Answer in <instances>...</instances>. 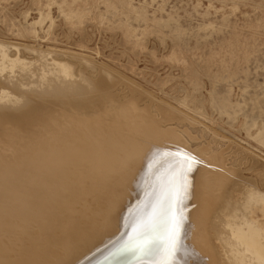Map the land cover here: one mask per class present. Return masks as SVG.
<instances>
[{
    "label": "bare ground",
    "instance_id": "6f19581e",
    "mask_svg": "<svg viewBox=\"0 0 264 264\" xmlns=\"http://www.w3.org/2000/svg\"><path fill=\"white\" fill-rule=\"evenodd\" d=\"M10 51H2L0 66L20 67L30 78L0 72V264H158L170 237L176 244L172 264H264V208L258 214L252 206L264 204V193L256 185L249 194L240 192L254 186L253 178L215 159L208 184L216 193L202 195L209 202L202 210H189L182 179L169 174L167 154L159 155L165 130L132 121L121 102L111 108L107 86L113 81L93 87L87 79L71 80L66 71L51 69L48 58L47 77L31 83L40 65L28 73L23 65L30 63L19 54L11 58ZM141 150L163 164L145 168ZM185 156L177 170L195 176L193 167L180 164ZM145 225L146 234L135 239ZM141 244L149 250L135 251Z\"/></svg>",
    "mask_w": 264,
    "mask_h": 264
},
{
    "label": "rangeland",
    "instance_id": "374dc122",
    "mask_svg": "<svg viewBox=\"0 0 264 264\" xmlns=\"http://www.w3.org/2000/svg\"><path fill=\"white\" fill-rule=\"evenodd\" d=\"M108 1L0 0V62L2 51L11 50V58L30 63L21 64L28 73L40 65L31 83L47 77L48 61L55 64L51 69L93 87L113 81L107 86L111 108L121 102L132 121L165 130L159 155L167 154L169 174L182 179L189 210H202L209 203L202 195L216 193L208 184L215 159L253 178L242 195L258 188L264 193V0H127L133 9L119 0L112 9ZM7 71L30 78L20 67L0 66L1 74ZM186 153L196 161L195 176L177 170ZM139 156L145 168L163 164L159 156L149 161L146 150ZM252 206L258 214L264 208Z\"/></svg>",
    "mask_w": 264,
    "mask_h": 264
},
{
    "label": "snow or ice",
    "instance_id": "6c2138e0",
    "mask_svg": "<svg viewBox=\"0 0 264 264\" xmlns=\"http://www.w3.org/2000/svg\"><path fill=\"white\" fill-rule=\"evenodd\" d=\"M196 161L194 160V158H190L185 156L184 159L182 161H180V164L182 166H185L187 168V171H191L193 164ZM148 225H145V231H141L140 233H138L137 237L135 239H139L140 236L146 234V229H147ZM134 243L133 238H130V245ZM150 246L146 245V244H141V245H136L134 250L135 251H139V252H147L149 250ZM176 251V244L175 241L172 237L169 238V247L167 249V254H166V258L160 262H158V264H172V261L174 260V254Z\"/></svg>",
    "mask_w": 264,
    "mask_h": 264
}]
</instances>
